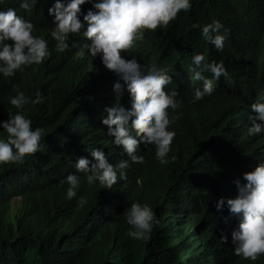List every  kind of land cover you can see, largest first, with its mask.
I'll list each match as a JSON object with an SVG mask.
<instances>
[{
  "label": "trees",
  "instance_id": "1",
  "mask_svg": "<svg viewBox=\"0 0 264 264\" xmlns=\"http://www.w3.org/2000/svg\"><path fill=\"white\" fill-rule=\"evenodd\" d=\"M52 3L38 0L26 11L19 0H0V9L13 7L33 22L34 34L48 40L51 52L14 76L0 75V120L17 111L9 103L16 91L34 98L39 90L44 97L23 109L33 127L44 129L39 150L23 163H0V264H264V254L253 261L233 253L231 230L238 221L225 222L226 205L215 207L219 197H234V181L264 160V133H248L249 116L255 115L250 104L264 92V0H191L190 9L167 25L145 28L142 39L121 51L168 71L172 82L165 90L175 89L182 107L168 110L170 118L176 116L168 154L175 159L160 164L155 146L141 142L144 163L130 162L125 178L118 176L112 186L88 184L74 162L93 159L88 147H102L113 163L128 158L112 144L101 115L105 106H127L131 98L125 89L115 100L118 75L83 48L82 35L72 34L69 48L56 50L49 35ZM80 7L83 12L91 4ZM214 19L223 24L221 51L204 40L200 27H192ZM196 52L223 60L227 75L214 81L212 95L190 103L202 84L188 72ZM70 172L80 183L68 199L64 178ZM133 201L148 203L159 220L146 240L126 234L131 226L125 212Z\"/></svg>",
  "mask_w": 264,
  "mask_h": 264
},
{
  "label": "clouds",
  "instance_id": "2",
  "mask_svg": "<svg viewBox=\"0 0 264 264\" xmlns=\"http://www.w3.org/2000/svg\"><path fill=\"white\" fill-rule=\"evenodd\" d=\"M86 2L91 7L82 12L80 6ZM37 3L38 0H19V7L29 11ZM190 7L191 0H53L48 8L52 17L49 35L56 41V50L63 52L69 48L72 34L82 35L87 41L83 48L92 57L99 55L102 64L118 75L119 79L112 85L115 100L121 99L125 89L131 98L127 106L120 102L105 106L101 115V123L107 126L112 144L121 146L128 158L113 163L102 147H88L93 159L80 156L74 162L76 172L83 173L88 184L98 181L101 185L112 186L118 176L125 178L130 162L143 164L145 157L138 153L141 142L145 147L155 146V158L160 164L175 159L168 154L176 135L169 125L176 116L170 118L168 110L180 109L182 102L175 89L165 90L172 76L155 61L141 63L134 55L125 58L121 51L130 49L136 40L142 39L145 28L167 25L178 12ZM192 27H200L204 40L218 51L223 50L225 36L219 31L223 28L219 20ZM34 32L33 22L18 15L15 8L0 9V75L14 76L17 70L40 64L51 55L48 40ZM78 55L83 56V51ZM191 60L190 79L202 84L193 89L190 103L212 95L214 81L227 75L223 60L209 61L201 52L194 53ZM205 72L211 73V78L204 75ZM43 100L39 90L34 98L23 91H16L9 97V103L17 111H9L8 118L0 120V163H23L26 156L39 150L44 129L33 127L23 109L26 104L35 105ZM250 108L255 115L249 116V135L264 133V92ZM64 179L68 185L66 198L71 199L76 196L80 177L70 172ZM242 180L234 181L236 195L219 197L215 207L220 210L226 205L229 215L224 217L225 222L231 217L238 221L231 230L233 253L254 261L264 254V160H259L251 171L243 172ZM78 203L82 206L86 201L81 197ZM125 215L131 226L126 234L136 240L148 239L153 225L159 223L148 203L133 201ZM220 239L227 241L228 236L222 234Z\"/></svg>",
  "mask_w": 264,
  "mask_h": 264
}]
</instances>
